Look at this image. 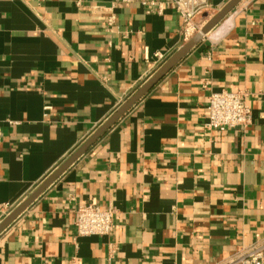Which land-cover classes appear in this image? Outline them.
<instances>
[{
	"label": "crops",
	"instance_id": "crops-1",
	"mask_svg": "<svg viewBox=\"0 0 264 264\" xmlns=\"http://www.w3.org/2000/svg\"><path fill=\"white\" fill-rule=\"evenodd\" d=\"M151 3L0 0V223L184 45ZM221 90L247 128L204 129ZM92 202L109 235L77 234ZM261 240L264 0H241L0 232V264H218Z\"/></svg>",
	"mask_w": 264,
	"mask_h": 264
},
{
	"label": "built area",
	"instance_id": "built-area-1",
	"mask_svg": "<svg viewBox=\"0 0 264 264\" xmlns=\"http://www.w3.org/2000/svg\"><path fill=\"white\" fill-rule=\"evenodd\" d=\"M164 5L174 8L181 19L179 35L187 43L198 34L204 22L203 15L211 12L207 0H164V3H151L152 10L161 13ZM150 12V10L148 11ZM112 17L110 18V21ZM155 62L163 60L156 53ZM251 124V109L246 95L221 90L211 92L206 105V123L204 129L212 131L221 128H247ZM2 133L0 129V142ZM5 205L4 208H7ZM114 209L101 208L92 202L76 209L75 227L79 236H106L113 229ZM218 264H264V240L240 248L225 261Z\"/></svg>",
	"mask_w": 264,
	"mask_h": 264
},
{
	"label": "water",
	"instance_id": "water-1",
	"mask_svg": "<svg viewBox=\"0 0 264 264\" xmlns=\"http://www.w3.org/2000/svg\"><path fill=\"white\" fill-rule=\"evenodd\" d=\"M241 0H230L218 13L211 19L206 21L201 31L191 40L179 48L171 57H169L155 74L148 79L136 92L116 111L110 119H108L101 127L91 135V137L64 163L62 164L40 187L32 193L25 201L18 205L5 217L0 223V232L10 225L32 202L38 195L51 183L57 176L63 172L78 156H80L88 147H90L98 137H100L130 106L142 98L149 90L169 71L173 66L198 43L203 36L209 33L224 17H226ZM205 19V16H204Z\"/></svg>",
	"mask_w": 264,
	"mask_h": 264
},
{
	"label": "bare ground",
	"instance_id": "bare-ground-1",
	"mask_svg": "<svg viewBox=\"0 0 264 264\" xmlns=\"http://www.w3.org/2000/svg\"><path fill=\"white\" fill-rule=\"evenodd\" d=\"M192 38H193V37H192ZM192 38H191V39H192ZM191 39H190V40H191Z\"/></svg>",
	"mask_w": 264,
	"mask_h": 264
}]
</instances>
